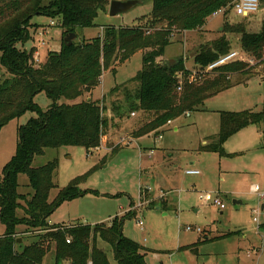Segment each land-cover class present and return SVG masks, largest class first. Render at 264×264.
<instances>
[{
    "label": "trees",
    "instance_id": "1",
    "mask_svg": "<svg viewBox=\"0 0 264 264\" xmlns=\"http://www.w3.org/2000/svg\"><path fill=\"white\" fill-rule=\"evenodd\" d=\"M235 2L152 0L151 14L137 25L102 27V35L68 46L65 37L77 34L78 29L94 28L99 15L108 12L109 0H0V66L7 71L0 82V132L28 112L37 114L20 129L16 154L0 176V222L6 228L0 236V264H44L52 249L55 264H110L107 253L98 247L100 241L111 247L117 264H147L143 248L124 236V217H116L109 224L50 225L51 215L65 202L99 193L81 190L87 178L82 176L51 201L58 161L35 169L33 160L43 156L46 149L80 147L92 154L100 148L108 123L107 96L95 100L93 93L105 71L116 74L114 65L124 64L137 53L142 54V69L131 80L137 83V90L125 95L124 105L111 110L119 119L135 112L150 117L132 131L133 139L161 135L169 122L203 110L207 100L233 88L234 75L253 74L255 67L237 61L206 73L209 66L232 53L227 35H239L243 52L258 62L257 66H264V23L259 33H251L243 23L233 26L225 21L224 36L199 50L193 58V70L183 57L175 61L164 58L175 31L201 30L215 14L234 10ZM36 16L58 20L63 31L59 51L50 52L41 65L34 61L35 48L27 51L18 47L31 41V30L40 26L32 22ZM158 23L164 25L161 30L156 29ZM42 93L52 101L47 111L35 103ZM80 98V103L69 104ZM252 125H264V111L221 112L216 141L201 150L222 155L225 143ZM20 175L29 179L33 191L30 198L18 192ZM145 202L147 195L141 192L140 203ZM21 226L31 235L21 236L17 231ZM28 239L31 244L24 246Z\"/></svg>",
    "mask_w": 264,
    "mask_h": 264
},
{
    "label": "rangeland",
    "instance_id": "2",
    "mask_svg": "<svg viewBox=\"0 0 264 264\" xmlns=\"http://www.w3.org/2000/svg\"><path fill=\"white\" fill-rule=\"evenodd\" d=\"M136 1L143 3L119 16L111 17L109 9L107 13L100 14L94 28L77 30V41L102 35V27L137 25L141 18L151 14L153 3L152 0ZM260 3L261 9L249 18L237 16L231 10L211 17L203 31L186 35L175 31L164 58L175 61L183 57L187 67L193 70V58L199 50L224 36L222 28L225 21L233 26L243 23L247 32L259 33L264 23V2L260 0ZM32 22L40 26L31 30V41L18 47L27 51L35 48L34 61L41 65L50 52L59 51L63 31L58 20L36 16ZM51 22L55 24L51 26ZM161 27L164 25H156L157 30ZM227 36L231 52L244 58L240 36ZM253 64L256 75L264 69L263 65L257 66L255 60ZM114 67L116 74L112 70L105 71L99 88L93 93L95 100L107 96L104 105L108 109L105 115L108 123L100 148L92 154L80 147L46 149L43 156L33 160L35 169L58 161L54 179L56 188L51 191V201L74 179L82 176L87 178L80 189L99 193L65 202L49 221L62 226L98 225L124 217V236L143 248L147 264H264V199L260 200L252 191L253 186H259L260 193L264 194V137L259 135L263 127L252 125L232 136L223 146L222 155L201 150L203 141L212 142L219 131V111H264L263 80L254 77L248 85L236 86L210 98L203 110L190 112L189 117L183 115L165 127L161 140L158 139L159 133L133 139L132 131L150 117L135 112L119 119L111 110L124 105L125 95L135 94L138 85L131 80L142 69V54L137 53L129 61L124 64L118 62ZM6 72L0 66V82L7 76ZM235 83L233 80L232 84ZM114 89L116 91L110 95ZM81 101L80 98L69 104ZM35 103L42 111L52 106V101L44 93L35 98ZM34 118L37 114L28 112L1 130L0 176L16 154L20 129ZM115 148L117 152H113ZM151 152L153 155L150 156ZM104 158L107 159L102 163ZM188 170H197L200 175H187ZM18 192L28 198L33 194L25 175L19 176ZM141 192L147 195L142 208L139 205ZM206 195H217L225 209L204 203L201 198ZM235 201L240 203L235 204ZM134 206L137 208L135 211ZM258 209L261 212L257 216L255 212ZM18 212L21 216V211ZM131 212L134 216L128 217ZM255 217H258V223L254 221ZM139 221L143 222L144 229L139 226ZM188 228L192 231L187 232ZM21 229L25 231L26 227L21 226ZM198 229L202 232H197ZM5 231L0 222V236ZM28 235L31 234L23 236ZM25 242L29 245L32 240ZM98 247L107 253L111 264H117L109 245L100 241ZM253 251L257 254L253 255ZM45 263L55 264L54 249Z\"/></svg>",
    "mask_w": 264,
    "mask_h": 264
},
{
    "label": "built area",
    "instance_id": "3",
    "mask_svg": "<svg viewBox=\"0 0 264 264\" xmlns=\"http://www.w3.org/2000/svg\"><path fill=\"white\" fill-rule=\"evenodd\" d=\"M260 9H261L260 0H236V2L234 3V11H235L236 15L244 17V18H249L250 16L256 14ZM220 13H223V11L215 14L214 16H217ZM54 24H55L54 22H51V26H53ZM102 30H103V28H102ZM42 46H44V43H43ZM239 59H240V54L236 53V52H232L229 55H227L226 57L221 58L219 61H217L216 63H214L211 66H209L207 68V70H206V73L214 71L215 69H217V68H219L221 66H224V65H226L228 63H231V62H235V61H237ZM246 62L249 63L250 66H254L255 65V64H253L254 60L247 59ZM179 91H181V89H179ZM186 115L189 117L190 113H188ZM172 123L173 122H169L168 126H170ZM162 138H163L162 135L158 136L159 140H161ZM151 155H153V152L150 153V156ZM186 173H187V175H190V176H198V175H200V172L197 171V170H188V171H186ZM252 191H253V193L258 194L260 200L264 199V194L260 193L259 186H253L252 187ZM201 199H202V201L204 203H211V204H213V205H215L217 207H220L221 210L225 209V206L222 204V201L217 196L212 197L211 195H206V196L202 197ZM139 205L142 208L143 205L141 203ZM136 209L137 208L134 206V210L133 211H135ZM260 212H261V210L258 209V211H256L255 213L258 216ZM254 221L256 223H258L259 222L258 217H255ZM139 226L142 229H144V224H143L142 221H139ZM186 231L187 232H191L192 230L188 228V229H186ZM197 232L201 233L202 231L200 229H198ZM68 243H70V241H68ZM256 254H257V251H253V255H256ZM89 264H92V263H89Z\"/></svg>",
    "mask_w": 264,
    "mask_h": 264
},
{
    "label": "crops",
    "instance_id": "4",
    "mask_svg": "<svg viewBox=\"0 0 264 264\" xmlns=\"http://www.w3.org/2000/svg\"><path fill=\"white\" fill-rule=\"evenodd\" d=\"M203 30H204V28L201 29V31H203ZM184 34L186 35V34H188V32H185ZM173 37H174V36H173ZM171 43H172V42H171ZM245 55H246V54H245ZM247 59H250V60H251V58H249L247 55L244 56V58L241 56L240 59L237 60V62H243V63L247 64L250 68L253 67V66H250L249 63L246 62ZM185 61H186V59H185ZM260 67H261V66H260ZM257 73H258V72H257ZM254 77H259V78L262 79L263 82H264V69H261L257 75H256L254 72H253L252 75H249V76H246V75H234V76L232 77L231 80H232V81L234 80V81H236L237 83L232 84V85H233V88L236 87V86H239V85H243V84L248 85L249 80L252 79V78H254ZM235 79H236V80H235ZM248 111H253V110H248ZM221 112H227V111H219V112H218V114H219V119H220V113H221ZM253 112H254V111H253ZM234 113H238V112H234ZM256 113H259V112H256ZM258 127H263V130H260L259 135L264 137V125H259V126L257 125V128H258ZM176 131H177V130H176ZM219 131H220V124H219ZM219 131H218V133L214 136L215 138H212V139H213L212 142L216 141L217 136H218V134H219ZM210 141H211V140H210ZM212 142H207L206 140H204L202 146L205 147V146L211 144ZM216 196H217V195H216ZM212 197H213V196H212ZM217 197H218V196H217ZM235 203H236V204H239L240 202L235 201ZM263 207H264V205L262 206V210H263ZM49 224H50V225H53L50 221H49ZM63 226H71V225H70V224H64ZM17 231L20 233L21 236L25 235L24 230L21 229V227H18V230H17ZM26 242H27V241H26ZM26 242L24 243V246L27 245ZM108 258H109V256H108ZM109 261H110V260H109ZM44 264H46V263H44ZM65 264H68V263H65ZM110 264H111V263H110Z\"/></svg>",
    "mask_w": 264,
    "mask_h": 264
},
{
    "label": "water",
    "instance_id": "5",
    "mask_svg": "<svg viewBox=\"0 0 264 264\" xmlns=\"http://www.w3.org/2000/svg\"><path fill=\"white\" fill-rule=\"evenodd\" d=\"M139 3H143V2L142 1H136V0H129L126 2L113 1L110 3L109 14L111 17L119 16V15L124 14L127 11L131 10L134 6H136ZM77 38H78L77 34L71 33L65 37L64 42L68 46H72L73 43L77 40ZM263 210H264V207H263ZM18 243L21 244L22 240L19 239Z\"/></svg>",
    "mask_w": 264,
    "mask_h": 264
}]
</instances>
